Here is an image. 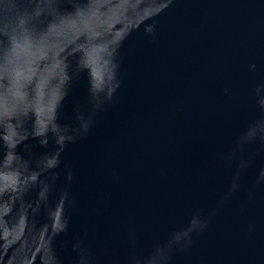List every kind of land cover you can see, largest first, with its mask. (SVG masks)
Instances as JSON below:
<instances>
[{
    "label": "water",
    "instance_id": "95a60500",
    "mask_svg": "<svg viewBox=\"0 0 264 264\" xmlns=\"http://www.w3.org/2000/svg\"><path fill=\"white\" fill-rule=\"evenodd\" d=\"M0 264H264V0H0Z\"/></svg>",
    "mask_w": 264,
    "mask_h": 264
}]
</instances>
